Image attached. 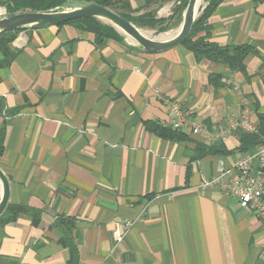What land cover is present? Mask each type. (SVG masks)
<instances>
[{
    "label": "crops",
    "instance_id": "1",
    "mask_svg": "<svg viewBox=\"0 0 264 264\" xmlns=\"http://www.w3.org/2000/svg\"><path fill=\"white\" fill-rule=\"evenodd\" d=\"M127 1L135 16L166 18ZM206 24L210 43L251 49L243 72L181 45L144 54L117 31L103 44L73 24L14 33L0 98L17 112L0 114V170L8 205L29 214L0 224V264H68L69 247L76 264H264V224L223 189L255 147L240 152L236 135L209 144L188 129L175 141L144 125L169 120L163 98L209 130L241 116L264 128V0H223ZM200 144L227 154L195 158ZM204 178L220 180L202 189Z\"/></svg>",
    "mask_w": 264,
    "mask_h": 264
},
{
    "label": "trees",
    "instance_id": "2",
    "mask_svg": "<svg viewBox=\"0 0 264 264\" xmlns=\"http://www.w3.org/2000/svg\"><path fill=\"white\" fill-rule=\"evenodd\" d=\"M67 0H0V7L4 8L7 14H15L19 12L30 11H49L62 7ZM74 1H93L100 6L106 7L117 13L120 17L124 18L128 22L132 23L138 28L158 29L160 33L168 31L173 25L180 21L182 11L186 7L187 0H182L178 9L173 11L172 15L168 18H156V10L143 12L142 14L135 16L138 10L131 7L127 0H74ZM174 0H145V6L151 7V5H157L158 8L164 4ZM177 1V0H176ZM223 0H213L207 4L198 18L195 20L191 31L186 40L181 46L187 51L193 53L197 57H204L213 63H219L225 65L232 71H244V61L246 57L251 53L249 47L242 45L232 48H219L213 43L208 41L210 36V29L207 23L208 18L212 14L215 7H217ZM76 25L80 30L88 32L94 35V40L97 44H103L108 39H120L116 31L109 25L104 24L95 18H81L73 20L62 25ZM0 37V70L10 66L16 57V53L11 48V42L14 39V33ZM17 110L5 113L4 101L0 98V114L5 118L13 116ZM6 119V118H5ZM5 124L3 121L0 127V157L4 151V138H5ZM146 129L154 134H157L161 138L170 140H184L186 137L181 134L180 131H176L171 127L162 125L158 122H145ZM256 133H247L242 130H237L235 135L240 144L238 150L245 152L251 147H257L264 140V128L262 126H255ZM196 156L199 158L206 155H219L227 154L224 149L215 148L213 145H197ZM23 213L29 214V209L21 206L8 205L4 213L0 217V224L13 222L16 218ZM72 251V259L68 264H76V256L73 255L74 249L69 247Z\"/></svg>",
    "mask_w": 264,
    "mask_h": 264
},
{
    "label": "water",
    "instance_id": "3",
    "mask_svg": "<svg viewBox=\"0 0 264 264\" xmlns=\"http://www.w3.org/2000/svg\"><path fill=\"white\" fill-rule=\"evenodd\" d=\"M187 0L186 7L181 15L180 24L175 33L169 37L166 34L152 37L145 35L142 30L120 17L109 8L98 5L93 1L67 0L62 7L49 11H24L15 14L0 15V37L26 27H49L67 23L81 18H95L109 25L131 43V48L144 54H156L180 46L188 37L191 28L200 12L213 0ZM9 199V185L3 172L0 170V217L4 213Z\"/></svg>",
    "mask_w": 264,
    "mask_h": 264
},
{
    "label": "built area",
    "instance_id": "4",
    "mask_svg": "<svg viewBox=\"0 0 264 264\" xmlns=\"http://www.w3.org/2000/svg\"><path fill=\"white\" fill-rule=\"evenodd\" d=\"M0 15H2V11H0ZM161 99L169 107V120L165 122V126L182 132L188 129L191 134H197L206 143L211 144L235 135L237 130L247 133L257 132L256 127L245 116L227 124L217 125L209 130L206 126L191 120V112L184 110L180 103ZM254 162H257L256 168L253 167ZM234 171L235 179L224 185L223 189L237 198L241 208L251 211L264 224V140L255 147L254 152L248 153L236 161ZM219 180L220 178H204L199 186L202 189H213ZM130 226L131 222H125L126 229H129ZM123 238L124 234H116L118 242H121Z\"/></svg>",
    "mask_w": 264,
    "mask_h": 264
},
{
    "label": "rangeland",
    "instance_id": "5",
    "mask_svg": "<svg viewBox=\"0 0 264 264\" xmlns=\"http://www.w3.org/2000/svg\"><path fill=\"white\" fill-rule=\"evenodd\" d=\"M182 0H174L171 2H168L166 4H164L162 7L157 9V13L159 16H166V18H168L170 15H172L173 11H175L176 9H178V6L180 5ZM205 3V1L202 2V5ZM185 9V8H184ZM165 10L164 13H162V11ZM0 11H2V15L7 14L6 11L4 10V8L0 7ZM3 11H5L3 13ZM30 11V10H27ZM184 11V10H183ZM182 11V12H183ZM181 21V19H180ZM180 21H177V23L175 25H173L169 30H168V34L174 32L177 28H178V24H180ZM140 30L144 31L143 33H145V35H149V33L152 32V30L148 29V28H139ZM166 33V34H167ZM121 35V34H120ZM123 37V35H121ZM152 37H157V36H153ZM124 40H127L125 37H123Z\"/></svg>",
    "mask_w": 264,
    "mask_h": 264
},
{
    "label": "bare ground",
    "instance_id": "6",
    "mask_svg": "<svg viewBox=\"0 0 264 264\" xmlns=\"http://www.w3.org/2000/svg\"><path fill=\"white\" fill-rule=\"evenodd\" d=\"M204 0H199V2L200 3H202ZM173 33H175V31L174 32H172V33H167V34H164L163 36H161V37H169V36H171V35H173Z\"/></svg>",
    "mask_w": 264,
    "mask_h": 264
}]
</instances>
